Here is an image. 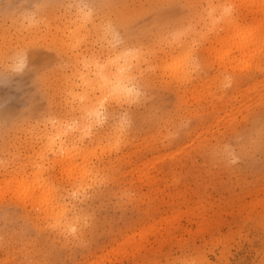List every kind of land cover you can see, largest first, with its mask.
I'll return each instance as SVG.
<instances>
[{
  "label": "rangeland",
  "instance_id": "374dc122",
  "mask_svg": "<svg viewBox=\"0 0 264 264\" xmlns=\"http://www.w3.org/2000/svg\"><path fill=\"white\" fill-rule=\"evenodd\" d=\"M211 2L115 0L121 5L119 15L138 26L151 23L156 11L153 5ZM214 2L235 5L236 30L232 34L239 32L235 42L247 38L249 45L240 51L233 48L229 57L222 59L223 45L231 33L229 24L219 26L208 41L207 51L217 61L210 80H215L217 73L243 71L244 62L253 54L250 34L264 30V0ZM7 3L9 10L5 9L6 0H0V36L71 32L74 15L68 9H38L37 0ZM122 52L106 50L113 61ZM170 55L161 51L160 62ZM118 65L111 64L109 70L114 72ZM14 80L11 85L0 84V107L23 113L27 85L22 79ZM205 87L204 81L183 91L161 87L155 97L161 113L176 112L180 103H193L195 110L181 114L182 124L141 122L118 152L97 161L100 169L112 168L114 176L107 191L95 194L90 201L101 227L87 233L82 242L64 240L50 226L51 213L35 212L32 200L10 201L15 215L10 220L0 217V237L16 234L19 240L0 244V264H19L26 256L52 264H169L192 251L201 254L204 264H264V152L257 146L235 167L212 155L218 146L234 147L258 127L264 76L256 72L244 77L219 96L209 95ZM40 128L46 137L62 135L59 124L44 122ZM11 149L24 162L36 151L22 129L13 130ZM20 179L27 177L22 174ZM3 180L0 174V182Z\"/></svg>",
  "mask_w": 264,
  "mask_h": 264
},
{
  "label": "snow or ice",
  "instance_id": "6c2138e0",
  "mask_svg": "<svg viewBox=\"0 0 264 264\" xmlns=\"http://www.w3.org/2000/svg\"><path fill=\"white\" fill-rule=\"evenodd\" d=\"M35 6L68 9L74 20L71 32L65 35L0 36V84L22 79L28 100L23 113L0 107V174L4 176L0 217H14L10 201L32 200L35 212L51 213L50 226L64 240L82 242L87 233L101 227L90 201L107 191L114 176L112 168L100 169L97 161L118 152L141 122L182 124L181 114L195 110L193 103H180L176 112L161 113L155 103L161 87L183 91L204 81L205 91L219 96L244 77L256 72L264 76V30L250 34L253 54L244 62L243 71L217 73L210 80L217 61L207 51L208 41L219 26L236 22L234 4L213 0L209 4L153 5L156 11L147 26L120 16L121 5L115 0H37ZM10 7L6 0L5 9ZM111 48L123 50L117 61L107 56L106 50ZM161 51L171 53L163 63ZM117 62L120 72L113 77L109 67ZM260 109L258 127L250 136L240 138L234 147L218 146L212 155L235 167L257 146L264 152V91ZM44 122L59 124L62 135H42ZM20 129L31 137L36 150L27 162L11 149L12 132ZM22 174L27 179L21 180ZM53 219L56 224H51ZM13 240L18 241L19 236L0 237V244ZM200 255L188 252L169 264H204ZM19 264L52 262L26 256Z\"/></svg>",
  "mask_w": 264,
  "mask_h": 264
},
{
  "label": "bare ground",
  "instance_id": "6f19581e",
  "mask_svg": "<svg viewBox=\"0 0 264 264\" xmlns=\"http://www.w3.org/2000/svg\"><path fill=\"white\" fill-rule=\"evenodd\" d=\"M229 31L231 33L230 35V39L228 42H226L224 45H223V49H222V55H221V58L222 59H227L229 57V54L231 52V50L234 48V49H237L238 51L242 50L243 47H246L249 45V40L247 38H244L240 43L238 42H235L236 39H239L240 36H239V32L236 33V34H232L235 32L236 30V24L235 23H232L229 25ZM238 37V38H237ZM236 38V39H235ZM222 41V40H221ZM112 70H109V74L112 75L113 77L117 76L120 72V66L118 65V68L114 71V72H111ZM51 215V214H50ZM56 221V220H55Z\"/></svg>",
  "mask_w": 264,
  "mask_h": 264
}]
</instances>
